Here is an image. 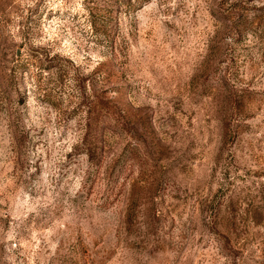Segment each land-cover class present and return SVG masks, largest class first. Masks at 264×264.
Instances as JSON below:
<instances>
[{
	"label": "rangeland",
	"instance_id": "374dc122",
	"mask_svg": "<svg viewBox=\"0 0 264 264\" xmlns=\"http://www.w3.org/2000/svg\"><path fill=\"white\" fill-rule=\"evenodd\" d=\"M0 264H264V0H0Z\"/></svg>",
	"mask_w": 264,
	"mask_h": 264
}]
</instances>
